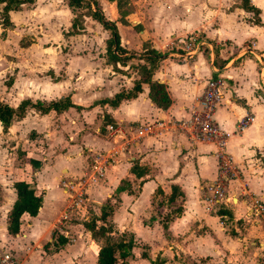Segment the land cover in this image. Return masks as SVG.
<instances>
[{
	"label": "crops",
	"instance_id": "obj_1",
	"mask_svg": "<svg viewBox=\"0 0 264 264\" xmlns=\"http://www.w3.org/2000/svg\"><path fill=\"white\" fill-rule=\"evenodd\" d=\"M149 1L146 12L136 8V1H126L133 8L124 18L127 24L119 22L113 1H98L111 15L104 18L116 25L120 45L135 53L115 64L105 58L109 31L91 16L83 14L81 28L69 32L74 13L65 0L23 3L9 11L13 27L0 26V101L16 107L23 99L45 104L67 96L72 104L45 114L27 108L5 131L0 123V250H10L20 264H95L99 243L84 226L91 218L111 225L113 241L131 243L117 264H150L155 258L164 264H263L258 243L264 241V218L260 227L246 225L240 194L264 204V26L249 21L251 13L238 6L239 0ZM250 2L264 25V0ZM13 29L19 33L9 38ZM23 31L29 43H21ZM48 31L56 45H47ZM190 34L200 35L205 44L190 55L169 50L168 42L179 47L177 41ZM144 45L163 55L151 78L164 85L170 104L157 107L146 83L115 107L95 104L139 78L133 65L144 62L137 58ZM215 75L224 88L214 119L228 134L225 151L240 170L225 187L231 203L218 209L231 214L223 224L218 210L206 211L201 199L200 187L216 176L211 143L190 141L165 127L123 147L102 127L104 116L125 134L155 120L185 119ZM245 115L250 121L238 132L236 123ZM97 158L106 161L103 169L85 184ZM133 163L142 175L130 173ZM79 179L84 183L80 199L75 195ZM123 179L129 188L116 192ZM19 180L33 186L41 204L34 216L20 215L18 232L11 235L7 213L15 199L13 183ZM64 183L72 190L63 189ZM171 185L182 194L181 212L164 228L155 205L169 195ZM106 201L112 209L100 220Z\"/></svg>",
	"mask_w": 264,
	"mask_h": 264
},
{
	"label": "trees",
	"instance_id": "obj_2",
	"mask_svg": "<svg viewBox=\"0 0 264 264\" xmlns=\"http://www.w3.org/2000/svg\"><path fill=\"white\" fill-rule=\"evenodd\" d=\"M115 3L118 20L122 24H127L124 19L128 14V9L124 7L125 2L122 0H109ZM33 0H0V26L2 28L11 29L13 27L9 18V11L18 10L23 3H31ZM67 7L72 10L74 16L71 20V30L69 32H77L81 28L80 19L83 14H88L94 20L99 22L103 28L109 31V35L105 40V58L109 63L123 62L124 60L135 56V53L126 50L120 45L119 36L114 22L107 20L102 15L97 3L89 0H65ZM87 4L88 13L82 12L81 7ZM90 5L92 9H90ZM238 6L244 11L252 13V18L249 20L255 25L264 26L259 19V9L251 4L250 0H239ZM78 10V11H77ZM80 10V11H79ZM127 53V54H126ZM163 55L148 45H144L137 58L142 59L143 63H136L133 68L136 70L139 78L135 80L132 86L127 90L117 91L109 99H100L95 104H108L115 107L121 100L133 98L140 92L141 83H146L148 86L149 99L159 108L165 109L170 104V99L166 93L165 87L162 83L152 80L151 75L156 69L159 60ZM52 76V73H48ZM72 106L67 96L57 99L49 100L47 103L31 102L28 99L21 100L16 107H11L8 104L0 101V123L2 130L5 131L10 122L15 118H21L27 108H34L41 114H45L50 110L60 112L67 107ZM102 127L111 122L107 117H103ZM32 164H37L33 159H28ZM143 170L133 163L130 167V173L135 177L142 175ZM130 183L127 179L120 181L116 187V192L129 188ZM15 199L10 210L7 213V227L9 234L14 235L18 232L19 217L22 213H27L29 216H34L41 204V196L34 192L33 186L24 180L15 181L13 183ZM171 191L166 198L157 200L155 205L156 214L161 216L162 226L165 228L166 223L177 216L181 212V192L175 185H171ZM159 192V190H158ZM112 206L108 201L104 202L101 207V214L98 219L104 220L110 214ZM218 214H225L230 220V212L227 210H218ZM85 228L90 232L93 240L99 243L97 249L95 264H117L119 261L123 262L124 258L130 252L131 243H122L121 241H113L109 235L111 232V225L108 223L96 224L94 218L84 223ZM150 264H164L158 258L150 261Z\"/></svg>",
	"mask_w": 264,
	"mask_h": 264
},
{
	"label": "built area",
	"instance_id": "obj_3",
	"mask_svg": "<svg viewBox=\"0 0 264 264\" xmlns=\"http://www.w3.org/2000/svg\"><path fill=\"white\" fill-rule=\"evenodd\" d=\"M171 40L168 42L169 50L172 48L177 51L183 52V56L196 51L204 43V40L193 35H188L185 40L181 41V46L176 47ZM175 42V40H174ZM174 46V47H173ZM172 47V48H171ZM223 81L220 76H212L207 79L201 94L196 98V104L191 108L189 115L185 119H175L167 122L155 120L153 123L146 124L135 129H131L127 134L117 124L107 123L105 133L107 137L113 139L114 142L120 141L123 147L131 144L141 135L153 134L159 129L169 128L175 130L186 136L190 141H204L211 143L215 147V155L217 157L216 176L215 178L204 183L201 187L202 205L208 212H216L218 209H223L227 203H231V197L225 191L227 183L236 179L240 174V170L236 167L229 155L225 151L228 134L218 125L214 119V112L216 106L220 103L223 97ZM250 118L248 115L241 117L236 123V130L242 131L248 125ZM107 158H109L107 156ZM100 161V162H99ZM105 160L97 158L93 160L91 165V172L86 176L85 184L92 181L103 169ZM80 182L76 188L78 192L75 194L79 199L84 196L82 188L83 181ZM64 183L63 189L72 190L71 186ZM74 192V191H73ZM242 204L246 206V216L248 217L247 223L251 218L254 223L263 220L264 204L262 201L255 197H250L241 192ZM221 219L220 223L223 224L224 220L228 219L225 214H219ZM232 219V217L230 218ZM260 250V259L264 264V241L258 243ZM0 264H20L18 259L10 250H0Z\"/></svg>",
	"mask_w": 264,
	"mask_h": 264
},
{
	"label": "rangeland",
	"instance_id": "obj_4",
	"mask_svg": "<svg viewBox=\"0 0 264 264\" xmlns=\"http://www.w3.org/2000/svg\"><path fill=\"white\" fill-rule=\"evenodd\" d=\"M89 1H96L97 3H98V7H99V9L101 10V12L103 13V15H104V17H110L111 15L107 12V9L105 8V7H103V6H101V4L98 2V1H100V0H89ZM122 1H124L125 2V4H124V7L125 8H127V9H131L132 11H133V8H131L128 4H127V2L126 1H131V0H122ZM134 1H136V4H135V6L137 5V9H140V11H150V7H151V5H150V1L149 0H134ZM144 1H146V3H144ZM90 9H92V6L90 5ZM109 9L110 10H112L113 11V14L112 15H114V16H116L117 17V15H115V12H114V8H113V6L112 7H109ZM82 12H84V13H88L89 12V9H88V7H87V4H84L82 7H81V9H80ZM79 10V11H80ZM78 11V10H77ZM133 16H131V18H132ZM250 18H252V13H251V15H250ZM80 23H81V21H80ZM60 28H61V26L59 27V26H54V29H55V31L56 32H58V31H60ZM45 29H47L45 26H42V28L40 29V31L42 32V33H44L45 32ZM51 29H52V27H51ZM17 32L19 33V30L18 29H13L10 33H9V38L10 37H15V36H17ZM190 35H193V36H195V37H198V38H201L202 39V37L200 36V35H198V34H190ZM1 36H6V32H5V34L2 32L1 33ZM20 36H21V43H24V44H26V43H29L30 42V39L28 38V35H25L24 34V31L23 32H21L20 33ZM187 37V36H186ZM186 37L184 38V39H182V40H185L186 39ZM57 40V38H55V36H54V34H53V31H51V32H49L48 31V42H46L47 43V45L49 46L50 44H51V42H52V44L53 45H56L57 43H56V40ZM175 42H176V40H175ZM177 42H180L179 44H181V41H177ZM94 43L97 45V43H98V40H94ZM3 48L5 49V46L3 45ZM75 65H76V63H75ZM4 78H5V80L7 81L9 78H10V76H8V75H5L4 76ZM251 220L252 221H250L249 223H247L246 225H248V224H250L251 226H254V227H260L261 225H260V223L259 222H257V223H254V219L253 218H251ZM226 225H228V224H226Z\"/></svg>",
	"mask_w": 264,
	"mask_h": 264
}]
</instances>
